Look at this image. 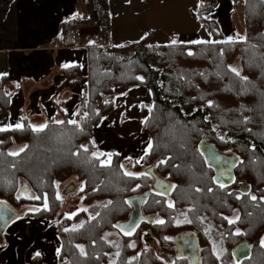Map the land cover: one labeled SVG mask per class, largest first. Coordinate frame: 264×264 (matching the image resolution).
I'll return each mask as SVG.
<instances>
[{
  "label": "trees",
  "instance_id": "trees-1",
  "mask_svg": "<svg viewBox=\"0 0 264 264\" xmlns=\"http://www.w3.org/2000/svg\"><path fill=\"white\" fill-rule=\"evenodd\" d=\"M90 1L99 34L89 49V83L83 88L77 123L50 121L40 132L23 123L20 129L0 131V202L15 210L34 207L23 215L54 223L62 204L57 183L70 177L81 183L86 208L82 220L69 228L75 231L56 226L61 241L57 264H166L153 250L141 249L137 232L127 237L116 227L131 212L126 202L147 191L142 210L154 221L141 227L151 231L165 259L176 251L173 238L187 230L197 236L199 264H264V0H244L243 33L237 41L156 46L142 40L114 48L107 45L112 32L108 0ZM215 3L200 0V23ZM207 25L213 41H227L217 25ZM5 84L3 77L0 113L7 111L10 100ZM138 87L152 95L151 111L141 127L151 149L142 161L133 162L135 170L146 166V175L127 176L120 155L112 154L110 165L101 163L109 158L97 153L93 131L115 107L112 101L99 109L96 101L102 95L114 99L117 89ZM203 137L221 154L239 156L231 185L213 181L215 171L198 149ZM13 147L24 151L8 155ZM153 174L170 184L168 193L152 188ZM234 213L239 219L230 224ZM113 232L122 239L109 240L106 235ZM244 241L252 245L250 255L237 262L232 252ZM173 261L191 264L180 256Z\"/></svg>",
  "mask_w": 264,
  "mask_h": 264
},
{
  "label": "crops",
  "instance_id": "crops-1",
  "mask_svg": "<svg viewBox=\"0 0 264 264\" xmlns=\"http://www.w3.org/2000/svg\"><path fill=\"white\" fill-rule=\"evenodd\" d=\"M88 1L0 0V79L5 77L6 91L10 96L7 111L0 113V129H16L17 123H27L33 129V126L48 125L50 121L76 120L83 88L89 83V49L97 43L99 30L85 34L82 40L84 47L81 48L70 39V34L78 20L94 15V6ZM215 1V7L201 23L197 13L200 0H120L119 5L111 1L112 32L108 48L136 44L142 40H146L147 45L159 46L170 43L173 37L178 39L177 42L187 44L214 40L207 25L210 21L217 25L225 40H239L243 33L244 0ZM237 2L241 5V12L237 10ZM76 77L80 81L72 80ZM115 94L114 111L94 129L93 142L98 147L97 153L109 155L111 152L122 158L118 152V140H126L118 136L123 130L122 125L119 127L120 122L128 117L124 109L134 114V123L142 132L139 115L151 109L146 104L150 103L152 95L146 87L117 89ZM138 98H141L139 105ZM142 105L147 106L145 110ZM113 115L118 120L121 118L118 126H111L117 127L115 132L109 129L110 122L107 123ZM110 136L115 149L107 145L108 141L105 143ZM127 146L130 148V144ZM27 208L34 209L31 206ZM27 218L36 227H42L37 234L46 235V238H39L47 243L45 248L35 247L36 256L32 254L25 264H57L61 242L57 230H50L47 220ZM2 236L0 264H11V257L15 254H11L9 249L5 252L9 257L3 258L2 247L7 243L1 241ZM49 243L52 244L51 252Z\"/></svg>",
  "mask_w": 264,
  "mask_h": 264
},
{
  "label": "rangeland",
  "instance_id": "rangeland-1",
  "mask_svg": "<svg viewBox=\"0 0 264 264\" xmlns=\"http://www.w3.org/2000/svg\"><path fill=\"white\" fill-rule=\"evenodd\" d=\"M111 1L113 3H117L118 5L121 4L120 0H108L109 6L112 5ZM130 1L131 0H128V2ZM239 2H237V10L241 12V8H240L241 5ZM173 39L176 41L178 40L176 39V37H173ZM140 99L141 98L137 99L138 105H139ZM146 105L152 107L151 100H150V103ZM118 108H119V105H117V109ZM124 112H126L128 117H125L124 120L126 121L123 120L120 122V124H119V120L121 118L118 120V117L115 115L109 117V119L107 120V123L110 122V125H108L110 126L109 129L110 130L113 129L115 132L116 131L115 129H117V127L112 128L111 126H118L119 124V127H120L122 125V129H123L122 134L119 135L118 137L119 138L123 137L126 141L118 140V146H119L118 152H120L119 154H121L122 158L126 160L124 168H123L124 171L131 172L133 174H140V175L145 174L147 173L145 169L146 166L135 170V168L133 167V162L142 161V158H141L142 154L148 151L149 144H150L148 135L144 132H140L139 128L134 123V119H133L135 118L134 114L130 112L129 109L125 108ZM148 112H149V109L145 110L143 115H139L140 117L139 121L141 123L144 122L145 120L144 118L145 116H147ZM111 137L112 136H110V138H106L105 143H107L108 141L109 144L107 143V145H109L111 149H115L113 146ZM128 144H130V148H128L127 146ZM134 146L136 148L139 147V149L135 150ZM134 150L136 152H134ZM11 152H19V148L13 147L11 148ZM109 154H111V152H109ZM107 157L109 158V155H107ZM56 188H58L57 194L60 200H62L61 209L59 211V215L57 216L55 222L50 223V224L46 223V224L47 225L49 224L50 230H56L57 225L64 229L75 227L82 220V215H80L82 213L81 211L86 208V205L83 203V199H82L83 196L80 193V189L82 188L81 183L75 177H70L64 182L57 183ZM26 209L28 208L22 207L20 209H16V211L18 212V216L14 218L11 221V223H9V225L6 228L7 230L2 233L3 236H2L1 241L7 243L5 246L2 247V254L5 256L3 258L9 257V255L5 253L9 249H11L12 251V252L10 251L11 254L12 253L15 254V256L11 257L12 259L11 264H25L29 260V257L32 254L33 255L36 254L35 253L36 251L34 250L35 247L38 248V246L40 245V247L45 248V245L47 243V241L42 242L39 238V236L46 238V235H42L41 233L39 235L37 234L39 231L42 230V227H38V226L36 227V225L31 224V221H29L28 218L25 219V217L27 216L23 215V212ZM236 217H237V213H234L229 219L236 220ZM28 222L30 224H28ZM144 228L145 227H140L136 231L141 238V249L142 250H153V252L156 255H160V257L163 258V261H165L166 264H174L173 258L179 255H177L176 252H174L173 254H168V255L165 254V256H167L165 259L164 258L165 251L161 250L157 239H155L154 236H152L151 231L148 228L147 229H144ZM183 231H187V230H183ZM183 231H180V232H183ZM115 232L110 234V236L109 234H107L106 237H108L109 240L111 238L112 240H114V242H117L118 239L121 240L122 238L120 237V235ZM175 238L176 236L173 239ZM262 240H264V235H262L260 239V243ZM48 246L50 248L49 251L51 252L52 244L49 243ZM51 260L52 259H50V261ZM56 260H57V257H56Z\"/></svg>",
  "mask_w": 264,
  "mask_h": 264
},
{
  "label": "water",
  "instance_id": "water-1",
  "mask_svg": "<svg viewBox=\"0 0 264 264\" xmlns=\"http://www.w3.org/2000/svg\"><path fill=\"white\" fill-rule=\"evenodd\" d=\"M199 151L202 155H204L205 163L208 167L214 169L213 181L219 186L223 185L229 186L235 182L234 171L236 165L239 160V156L234 155H224L221 154L216 145L207 142L206 137L199 142ZM150 172H154L152 168L149 169ZM154 177V190L160 191L162 193H168L170 190V184L163 180L161 177L153 174ZM163 184L166 185L167 189L160 190L158 187ZM29 190L24 189V192L27 193ZM148 191L144 194L132 196L130 200H128L131 212L128 214L126 220H123L118 223L119 227H117L120 232L124 235H131L134 233L136 227L141 223L142 220L147 219V217L143 214L142 205L144 200H146V196H148ZM18 216V212L13 209L10 204L6 202H0V236L6 230L7 226L11 221ZM130 234H126L129 232ZM196 235L192 234V232H182L178 235L177 239V248L179 249L180 256H187L189 260L193 264L201 263L199 260V250ZM252 245L248 242L244 241L238 244L236 248L233 249L232 255L236 258L237 262H241L244 258L250 255Z\"/></svg>",
  "mask_w": 264,
  "mask_h": 264
},
{
  "label": "snow or ice",
  "instance_id": "snow-or-ice-1",
  "mask_svg": "<svg viewBox=\"0 0 264 264\" xmlns=\"http://www.w3.org/2000/svg\"><path fill=\"white\" fill-rule=\"evenodd\" d=\"M229 39H231V38H229ZM241 39H243V38H241ZM225 42H228V41H213V40H208V41L197 40V41H194V43H198V44H200V43H225ZM171 43L174 45V44L177 43V41L176 40H172ZM116 46L117 47H123V45H116ZM188 55H193V53L192 52H188ZM231 71H233L234 73H236L237 76L240 75V72L237 69H235V68H232ZM136 79L143 81V77H139L138 76V77H136ZM243 79H246V78H243ZM125 95H126V93H125ZM149 111H151V109H149ZM56 123H58V124H64L65 122L64 121H56ZM67 123L75 125L77 122L75 120H69V121H67ZM9 127H11V126H9ZM22 127H23V125L20 124V123H17L15 125V128H17V129H20ZM46 127H47V124H44V125H41V126H33V129L32 130L35 131V132H40V131H43ZM4 130H6V129H0V131H4ZM81 147H82L83 151H85V152L88 150L86 146H81ZM149 149H151V144H149ZM19 151L20 152L24 151V148H21ZM8 155L16 156V155H19V152H10V153H8ZM93 155H95V154H93ZM101 155H103V154H101ZM96 158L99 159V156H96ZM110 158H111V154H109V159L107 161H101L102 165H105V164L110 165ZM164 162L165 161H161V163H164ZM137 163H139V161H137ZM125 175H127V176H133L135 174H133L131 172H125ZM141 175H146V174H141ZM221 187H223V185H221ZM82 190H83V187L81 188V191ZM197 191H199V189H197ZM33 198L34 199H40V197H38V196L37 197H33ZM251 199L252 200H256V197L255 196H252ZM126 203H130V202H126ZM172 206L173 205L170 203L169 204V207H172ZM45 207H47V204H45ZM225 219H227V218H225ZM236 219L238 220L239 217H236ZM234 222H235V220H229V223L230 224L231 223H234ZM156 223L163 224L164 221L158 220V221H156ZM82 226L83 225H80V227H82ZM116 227H119V225H117ZM70 230L75 231L76 229L75 228H73V229H67L66 228L65 229V231H70ZM126 234H130V231L129 232H126ZM240 234L241 233L239 232V230H237L236 235H240ZM261 246L264 247V240L261 241ZM77 248L79 249V252H80V254L82 256L86 255L85 250H84V248L82 246L77 245ZM58 253H59V250H58ZM37 255H39V253H37ZM117 255H119V253H117Z\"/></svg>",
  "mask_w": 264,
  "mask_h": 264
},
{
  "label": "built area",
  "instance_id": "built-area-1",
  "mask_svg": "<svg viewBox=\"0 0 264 264\" xmlns=\"http://www.w3.org/2000/svg\"><path fill=\"white\" fill-rule=\"evenodd\" d=\"M88 2L91 1L89 0ZM93 5V4H92ZM94 10V9H93ZM95 15L88 17L87 19H80L75 23V26L71 30L72 33L70 34V39L77 45L78 48L84 47V43H82V40L85 38V34H92L93 31L98 29V22ZM104 71L106 68H102ZM73 81H80L78 78H74ZM113 101L112 97L107 95H102L99 100L96 101V106L99 109H102L103 105L107 103H111Z\"/></svg>",
  "mask_w": 264,
  "mask_h": 264
},
{
  "label": "flooded vegetation",
  "instance_id": "flooded-vegetation-1",
  "mask_svg": "<svg viewBox=\"0 0 264 264\" xmlns=\"http://www.w3.org/2000/svg\"><path fill=\"white\" fill-rule=\"evenodd\" d=\"M152 184H153V185H152V188H153V186H154V184H155V183H154V177H153V175H152ZM166 187H167L166 185L161 184L158 188H159L160 190H165V189H167ZM153 189H154V188H153ZM158 192H160V191H158ZM145 216H146V215H145ZM146 217H147L148 220H146V219L142 220L141 223L138 225V227H136L134 233L138 230L139 227H141V225L143 224L144 221H147V222L154 221V218H153V217H148V216H146ZM144 229H147V228H144ZM142 230H143V229H142ZM183 232H191V231H183ZM134 233H133V234H134ZM180 233H182V232H180ZM133 234H131V235H133ZM131 235H128V236H131ZM178 235H179V233H178ZM125 236H127V235H125ZM128 236H127V237H128ZM177 237H178V236H176V238H177ZM176 238H175V245H174V247L176 248V251H175V252H176L177 254H179V252H178L179 249L177 248V239H176ZM196 239H197V238H196ZM198 247H199V245H198ZM179 256H180V255H179ZM180 257H185L187 260H189V258H188L187 256H183V255H181ZM199 260H200V254H199ZM189 262H190L191 264H193V263L191 262V260H189Z\"/></svg>",
  "mask_w": 264,
  "mask_h": 264
}]
</instances>
